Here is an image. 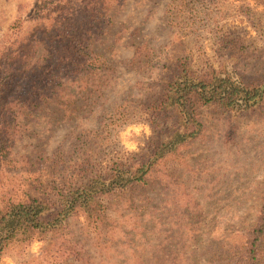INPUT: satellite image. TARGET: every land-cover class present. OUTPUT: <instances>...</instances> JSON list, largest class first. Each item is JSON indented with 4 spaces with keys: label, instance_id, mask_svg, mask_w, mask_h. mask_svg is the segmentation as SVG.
<instances>
[{
    "label": "rangeland",
    "instance_id": "374dc122",
    "mask_svg": "<svg viewBox=\"0 0 264 264\" xmlns=\"http://www.w3.org/2000/svg\"><path fill=\"white\" fill-rule=\"evenodd\" d=\"M60 12L70 14L66 33L78 26L80 38L88 33L92 48L104 49L111 79L88 116L57 126L45 117L14 142L15 164L0 165V202L52 196L89 156L105 166L137 154L152 135L142 111L182 62L195 74L214 70L264 92L262 0H0V60L33 50L32 64L47 54L43 32L54 35ZM103 26L99 39L92 32ZM226 41L242 47L225 51ZM113 111L127 121L109 124ZM196 115L199 136L157 162L146 185L105 199L97 223L70 217L39 239L8 246L0 264H240L264 194V94L247 108L217 115L204 105ZM101 123L100 136H88ZM74 126L79 136H67ZM260 248L264 264V242Z\"/></svg>",
    "mask_w": 264,
    "mask_h": 264
},
{
    "label": "trees",
    "instance_id": "16d2710c",
    "mask_svg": "<svg viewBox=\"0 0 264 264\" xmlns=\"http://www.w3.org/2000/svg\"><path fill=\"white\" fill-rule=\"evenodd\" d=\"M52 14L48 12V19ZM97 17L98 23L104 15ZM69 18L70 14L63 16L60 12L52 20L54 24L50 26L59 31L55 28L53 36L43 32L49 40V52L37 57L36 62H29L33 50L0 60V165L15 164L9 158L12 145L32 133V125L45 117L56 126L72 122L79 115L84 118L94 111L98 98L104 96L111 79L109 57L99 46L96 50L92 48L90 34L80 38L78 26H72L71 34L66 33L68 28H63L68 27ZM103 27L92 32L99 39L106 33L107 26ZM222 47L233 51L242 46L226 41ZM109 48L108 45L105 49ZM263 94L259 88L236 83L227 74L221 76L214 70L195 74L188 70L186 63H180L158 96L142 111L150 116L152 135L137 154L122 160H108L105 166H100L95 155L89 156L78 165V174L54 188L52 196L41 200L23 194V198L0 202V257L11 244L39 239L62 228L70 217L80 215L89 224L97 223L106 209L105 199L146 185L147 176L157 162L199 136L202 126L197 119V107L212 105L214 112L221 115L236 106L247 108ZM126 115L113 111L111 116L116 118L109 124L121 126L129 117ZM102 126L105 124L101 123V129L89 131L88 136H100ZM67 136H79L75 126ZM263 242L264 194L256 223L245 233L237 262L261 264Z\"/></svg>",
    "mask_w": 264,
    "mask_h": 264
}]
</instances>
